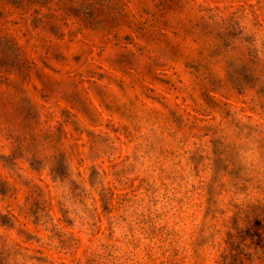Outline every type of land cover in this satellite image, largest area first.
Returning a JSON list of instances; mask_svg holds the SVG:
<instances>
[{
  "label": "rangeland",
  "instance_id": "374dc122",
  "mask_svg": "<svg viewBox=\"0 0 264 264\" xmlns=\"http://www.w3.org/2000/svg\"><path fill=\"white\" fill-rule=\"evenodd\" d=\"M0 264H264V0H0Z\"/></svg>",
  "mask_w": 264,
  "mask_h": 264
}]
</instances>
